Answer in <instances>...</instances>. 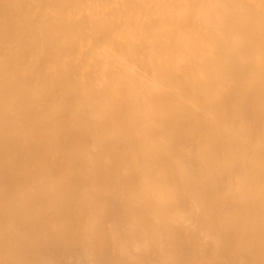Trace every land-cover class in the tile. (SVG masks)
Wrapping results in <instances>:
<instances>
[{
	"label": "bare ground",
	"instance_id": "obj_1",
	"mask_svg": "<svg viewBox=\"0 0 264 264\" xmlns=\"http://www.w3.org/2000/svg\"><path fill=\"white\" fill-rule=\"evenodd\" d=\"M0 264H264V0H0Z\"/></svg>",
	"mask_w": 264,
	"mask_h": 264
}]
</instances>
